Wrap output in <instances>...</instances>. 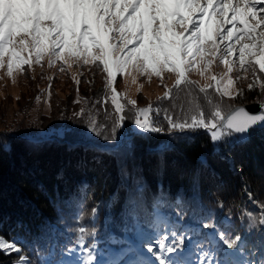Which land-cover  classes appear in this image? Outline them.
<instances>
[{
  "label": "trees",
  "instance_id": "obj_1",
  "mask_svg": "<svg viewBox=\"0 0 264 264\" xmlns=\"http://www.w3.org/2000/svg\"><path fill=\"white\" fill-rule=\"evenodd\" d=\"M98 70L89 64L82 72L96 74ZM66 84L69 93L63 105L51 96L59 116L55 132L63 128V138L0 134V236L15 238L30 264H66L68 260L80 264L89 249L95 254V264H121L132 252L129 240L134 217L143 229L155 228L158 244L163 240L175 249L171 258L166 257L176 264H205L212 251L220 262L227 258L229 264H237L223 248L221 235L241 237L232 249L244 261L261 259L264 226L258 219L264 205V128L250 130L244 143L234 136L213 143L204 129L170 133L162 117L153 113L152 120L162 124L165 132L132 133L133 137L125 133L116 153L106 146L110 139L107 143L96 138L85 141L87 114H97L101 129L108 128L105 118H109L110 101L97 103L104 86L90 89L70 78ZM115 87L120 90L118 82ZM241 89L239 101H219L214 89L209 93L225 113L245 104L264 105V93L258 87ZM173 91L171 101H162L163 94L152 100L140 96L138 103L170 110L173 103L187 107L185 92ZM193 91L208 111L203 94ZM82 108L86 115H75ZM133 118L134 112L129 125L134 124ZM44 120L41 129L49 125V119ZM108 122L113 126L112 120ZM161 143L168 144V150L153 151ZM154 208L168 224L154 223ZM81 227L86 230L83 249L78 242ZM169 234L173 238L167 240ZM211 235L216 243H209ZM179 237H184V246L178 247ZM185 247L189 255L181 258ZM16 259L17 253L0 251V264H15ZM125 264L151 263L137 257Z\"/></svg>",
  "mask_w": 264,
  "mask_h": 264
},
{
  "label": "snow or ice",
  "instance_id": "obj_2",
  "mask_svg": "<svg viewBox=\"0 0 264 264\" xmlns=\"http://www.w3.org/2000/svg\"><path fill=\"white\" fill-rule=\"evenodd\" d=\"M45 59L49 68L59 63L61 72L73 65L92 64L106 74L104 95L97 101L101 105L110 101L113 106L112 135L105 136V140L115 141L116 130L125 124V105L121 102L124 94L118 93L114 85L119 75L131 72L147 76L149 81L156 76L161 82L164 72L173 73L175 84L171 89L164 85L161 100H173V90L177 95L185 92L189 98L187 107L173 103L171 110L152 104L136 108V101L129 100L135 128L143 133L165 132L162 124L152 120L153 113L162 117L170 133L204 129L213 142L233 136L243 139L254 126L264 128V115H251L244 109L225 113L209 93L214 89L221 101L242 95L232 91L234 70L242 73L236 80L247 78L251 72L249 90L258 87L264 93V76L259 75L264 73V0H0V70H6L15 82V72L23 71L25 65L43 66ZM217 62L223 65L224 73H211ZM192 72L213 83L198 85L189 79ZM73 80L80 84L77 77ZM194 89L203 94L208 111L199 103ZM75 115L86 113L82 108ZM87 115L88 131L100 136L96 119ZM168 148V144L161 143L153 151L163 154ZM258 223L264 226V205ZM79 233L83 249L86 230L81 227ZM220 239L230 249L241 241L239 235H221ZM178 240V247L185 245L184 237ZM159 250V264H176L163 255L175 251L172 246L161 240ZM0 251L6 255L17 253L15 264H30L15 238L0 236ZM148 252L155 255L152 247ZM95 261L89 249L80 264ZM221 264H229L227 258ZM243 264H264V253L258 262Z\"/></svg>",
  "mask_w": 264,
  "mask_h": 264
},
{
  "label": "rangeland",
  "instance_id": "obj_3",
  "mask_svg": "<svg viewBox=\"0 0 264 264\" xmlns=\"http://www.w3.org/2000/svg\"><path fill=\"white\" fill-rule=\"evenodd\" d=\"M226 27H231V25H227ZM42 65L33 64V66L29 67L27 65L24 66V70L20 72H15V82L13 79L6 75V70H0V134L3 136L8 135H19L20 137H26L27 135L35 134L38 137L41 136L45 139H53L57 136L59 139L63 138V133L65 131H61L63 128L57 129V123H59V116L54 111L55 107L51 105L54 100V97L57 98V102L63 105V99L66 98V95L69 93V89L67 87V78H70L71 81L73 77H77L80 80V84L84 85L87 84L88 87L91 89L100 88L104 86V80L106 74L99 69L96 74H88L86 72H82V70L88 65H73L71 69H68L65 72H61L60 64L58 63L55 67L49 68L47 59L42 61ZM91 65V64H90ZM131 71V70H130ZM225 69L223 65H220L218 62L215 64L212 69L211 73L215 74H222L224 73ZM54 73H56L55 78H53ZM264 73H260L259 75H263ZM69 75V76H67ZM238 75H242L239 71L234 70L232 73V77L235 81L234 86L232 88L233 93L235 94L237 91L241 89L243 91L245 88L248 87V84L252 82V74L251 72L247 73V78L236 80L235 78ZM133 76H135L136 83H133ZM51 77V81L49 80ZM189 79L195 81L198 85L203 86L206 84L213 83L210 79H202L200 75L196 72H192L189 74ZM176 76L170 72L163 73V82L161 79L153 76L149 81L147 76H140L134 72L131 74L119 75L117 77L118 86L120 90L118 93L124 94V98L122 99V103L125 105V124L123 127L118 128L116 130V141L112 144V140L110 142L105 140L104 137L108 136L111 137L112 135V126L109 124V120L113 121V106L109 108V118H105L106 126L104 130L101 129L99 123L101 122L96 115H91L93 118L96 119L99 125V131L103 132L100 136H96L94 133L88 131V127H86V139L85 141H92V138L99 139L103 143L109 142L106 146L109 148L116 149L119 151L121 145L123 144V136L125 133L132 135L141 134L144 135L146 133L141 132L139 129L135 128V125H129V115L133 114L134 110L132 106L128 104L129 100L136 101V108H146L145 103L143 102L138 103L139 97L152 100L157 99L165 92L164 85H167L168 88L172 87L175 84ZM115 82V84H116ZM75 83V82H74ZM49 84H51V88H49ZM76 84V83H75ZM115 86V85H114ZM116 88V87H115ZM61 89L65 91V93L61 92ZM105 90V89H104ZM215 92V91H214ZM50 93V94H49ZM216 98L220 100V97L214 93ZM52 96V99H51ZM37 97H39V102H37ZM239 95H235V98L229 99L228 97H224L222 101H239L242 98H238ZM214 98V97H212ZM215 98V99H216ZM77 96H74V102H77ZM54 103V102H53ZM246 105V104H245ZM261 106V104H259ZM58 106L57 108H59ZM233 108V107H232ZM231 108V109H232ZM264 110V105L261 106ZM54 109V110H53ZM51 110L54 111V115L51 114ZM45 118L49 119V125L45 129L43 128V123L45 122ZM88 124V120L87 123ZM131 128V131H129ZM66 128L65 130H67ZM263 129V128H262ZM258 130V129H257ZM8 132L9 134H5ZM192 132V131H190ZM132 135V137H133ZM30 137V136H29ZM237 139V138H236ZM215 143V142H213ZM119 147V148H118ZM121 151V150H120ZM154 212V211H153ZM155 221L161 220L163 222V216H157L154 213ZM225 221V219H223ZM148 230L146 228L142 229V234H148ZM151 233H155V229L151 228ZM170 235V234H169ZM136 237V236H135ZM170 238V237H169ZM156 237L150 239V241L146 244L148 245L145 249L148 251L149 247L153 248V253L149 252V260L152 263H158L156 260V255H161ZM133 240V237L130 239ZM145 241V240H144ZM138 246V242L135 243ZM136 246V247H137ZM224 249H229V253L233 256L236 254V249H230L227 247L226 244L222 243ZM87 253H84L82 256L84 257ZM165 256V253H163ZM171 253L169 257H171ZM18 259V256H17ZM16 259V261H17ZM127 259H133L132 256H129ZM243 260L241 256L237 257V260ZM66 264H77L73 261H66ZM100 263V262H98ZM206 264H218L217 261L213 260V254L209 258ZM240 264H243L240 261Z\"/></svg>",
  "mask_w": 264,
  "mask_h": 264
},
{
  "label": "water",
  "instance_id": "obj_4",
  "mask_svg": "<svg viewBox=\"0 0 264 264\" xmlns=\"http://www.w3.org/2000/svg\"><path fill=\"white\" fill-rule=\"evenodd\" d=\"M237 109H244L246 112H248L251 115H264V110L261 108V106L258 103H251L248 105H242V106H236L232 108L231 110L234 112ZM255 129H262L259 125L254 126ZM249 139V133L243 138L238 139L239 142L244 143Z\"/></svg>",
  "mask_w": 264,
  "mask_h": 264
}]
</instances>
